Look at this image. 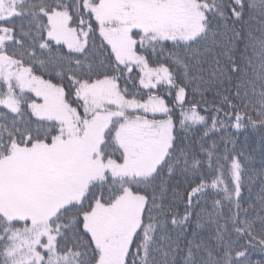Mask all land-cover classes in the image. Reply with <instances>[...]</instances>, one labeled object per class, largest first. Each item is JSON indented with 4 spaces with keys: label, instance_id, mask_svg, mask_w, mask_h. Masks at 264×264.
Wrapping results in <instances>:
<instances>
[{
    "label": "snow or ice",
    "instance_id": "1",
    "mask_svg": "<svg viewBox=\"0 0 264 264\" xmlns=\"http://www.w3.org/2000/svg\"><path fill=\"white\" fill-rule=\"evenodd\" d=\"M0 264H264V0H0Z\"/></svg>",
    "mask_w": 264,
    "mask_h": 264
},
{
    "label": "trees",
    "instance_id": "2",
    "mask_svg": "<svg viewBox=\"0 0 264 264\" xmlns=\"http://www.w3.org/2000/svg\"><path fill=\"white\" fill-rule=\"evenodd\" d=\"M254 258H259V257H254Z\"/></svg>",
    "mask_w": 264,
    "mask_h": 264
}]
</instances>
